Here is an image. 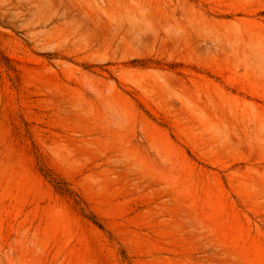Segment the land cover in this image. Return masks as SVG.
I'll list each match as a JSON object with an SVG mask.
<instances>
[{
    "label": "rangeland",
    "instance_id": "374dc122",
    "mask_svg": "<svg viewBox=\"0 0 264 264\" xmlns=\"http://www.w3.org/2000/svg\"><path fill=\"white\" fill-rule=\"evenodd\" d=\"M0 264H264V0H0Z\"/></svg>",
    "mask_w": 264,
    "mask_h": 264
}]
</instances>
